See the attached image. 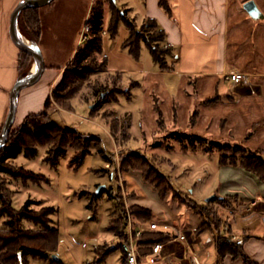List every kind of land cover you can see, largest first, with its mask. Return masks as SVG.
Returning <instances> with one entry per match:
<instances>
[{
    "label": "crops",
    "instance_id": "obj_1",
    "mask_svg": "<svg viewBox=\"0 0 264 264\" xmlns=\"http://www.w3.org/2000/svg\"><path fill=\"white\" fill-rule=\"evenodd\" d=\"M19 1L0 0V125L6 117L9 93L16 80L17 49L11 44L8 31L10 14ZM95 1L53 0L49 5L39 8L41 34L38 48L43 57L45 71L36 84L19 94L15 119L20 121L26 114L42 110L53 82L80 45L84 24ZM167 1L171 7L170 16L159 7L157 0H113V3L120 12L126 10L127 17L138 27L147 18L157 22L158 28L165 33L163 43L170 45L171 52L166 56V62L171 68L161 69L151 56L154 66L144 67L141 62L145 46L143 44L139 60L133 59L121 46L128 36V30L120 22L117 35L110 40H116L112 50L109 43L105 40L103 42V53L107 58L104 72L118 75L120 82L123 74H132L134 78L126 83L131 84V87L128 89L124 85V88L137 91L145 86L147 91L143 94H147L148 107L155 95L159 99L166 125H171L172 131L190 132L212 140L240 144L250 150L264 151V0ZM248 1L254 2L260 17L253 18L245 9L244 5ZM109 16V3L105 1L104 36H108L105 29ZM114 49L117 52L111 56L110 52ZM111 60L114 62L111 63ZM55 68L61 70L57 71ZM231 71L243 73L246 82L232 84L226 80L225 75ZM214 95H217L214 102H201ZM123 96L130 100L133 94L130 90L128 95ZM193 109L197 110L195 123L187 129L186 118ZM146 110L149 119L147 125L142 124L141 127L151 131L154 136L156 121H153V114H149L148 108ZM122 118L126 121L118 119L120 124L125 122L130 136L137 138L132 133L133 125L128 112ZM125 152L135 151L128 148ZM218 171L222 173L224 182L219 192L222 195H236L240 201L233 207L220 209L221 217H227L228 221L230 219L236 227H240L239 231L234 230L229 222L230 232L236 236L235 242L242 246L249 260L254 264H264V228L257 220L252 221L256 216L264 218V183L238 167L219 166ZM127 191H133L132 187ZM153 194L157 196L156 192ZM142 201V198H132L129 204L138 203L144 206L159 222L176 221L181 226L178 218L182 207L176 200H172L171 206L165 200H160V205L155 208ZM186 211H189L188 230L181 228L187 239L182 244L174 243L172 246L182 249L177 252L178 260L162 264H244L241 258L230 255L218 257L212 227L209 230L211 237L206 238L202 244L199 236L201 233L196 232L201 225V214ZM202 217L207 220L203 215ZM240 217L249 220L248 224L242 225ZM210 244L213 247L209 252L207 247ZM97 246L100 245L95 248ZM204 248L206 251H201ZM52 255L54 252L43 264H54ZM122 258L123 253L120 251L119 262ZM57 261L55 264H64L58 258Z\"/></svg>",
    "mask_w": 264,
    "mask_h": 264
},
{
    "label": "rangeland",
    "instance_id": "obj_2",
    "mask_svg": "<svg viewBox=\"0 0 264 264\" xmlns=\"http://www.w3.org/2000/svg\"><path fill=\"white\" fill-rule=\"evenodd\" d=\"M105 25H107L106 21ZM86 29L87 25L84 24L82 34ZM104 40L109 43L112 50L116 40L110 41L109 36H103V42ZM107 50L110 51L108 48ZM115 51L117 52L115 49L110 52V55H114ZM100 59V56H96L97 63L100 62ZM113 62L111 60V63ZM141 62L144 67L154 66L145 46ZM104 70V68L91 70L87 83L70 99V106L61 107L51 101L47 107L43 105L40 111H46L55 123L75 131L82 136V139L89 136L99 138L106 159L98 152V149L92 146L93 142H89L91 146L89 153L75 160L76 150L69 146L66 153L59 158L58 163L52 166L44 160L49 147L37 146L35 155L25 156L21 151L15 158L6 160L5 164H8L9 167H21L40 174L48 182H23L11 174L0 172V186L10 192L14 209H19L28 199L34 201L29 207L32 211H38L41 207L54 209L50 215L51 225L58 229V244L54 255L64 264H88V262L90 264L96 257L94 252L96 245L106 243L109 247H113L119 243L118 237L107 231V225L116 210V196H120L124 201L125 211L128 210L130 197L142 198L144 200L142 202L151 208L160 205L158 196L153 194L155 192L149 185L144 184L137 176L125 173L120 169L122 154L137 153L164 175L171 187L172 195L174 194L176 197L169 196L167 198L168 206H171L173 199L178 202L185 198L204 205L209 198L222 195L219 189L223 188L224 182H222V173L218 171V153L216 151L202 153L182 150L181 145L172 135L171 125H168L163 131L155 130L154 136L151 131H146L141 127L142 124L146 126L149 119L146 108H148L149 114H153L154 122L156 114L153 102H150L148 107L147 94H143L147 91L145 86L137 91L130 89L133 94L130 100L126 99L123 94L118 95V99L112 100L116 92L123 89L124 85L127 88L129 85L126 83H129L130 79L134 77L130 73H125L122 76V82H120L118 75L107 74ZM105 92H109V94ZM149 93L151 95V92ZM105 94L106 102L96 107ZM92 109L94 111L90 114ZM125 112H128L131 118L132 133L137 138L122 134V130L126 127L125 122L121 123L120 129L115 135L109 129V120L112 117L126 121L122 118ZM127 120L129 121V119ZM186 120L188 123L189 116ZM20 121L15 119L11 130L15 129ZM126 132L129 133L128 129ZM128 148H132L135 152H125ZM130 187L133 191L129 192L127 190ZM97 190H99V196L93 206L88 207L92 197L98 194ZM183 201L185 202V200ZM213 205H216V202H213ZM181 207L178 219L181 227L188 230L189 211L185 212L187 209L182 205ZM5 219V216H0V227ZM152 220L155 219L151 217L149 222ZM239 220L244 226L249 221L243 217H240ZM256 220L264 228L263 218L256 216L252 221ZM229 222L232 223L230 219ZM21 227L29 229L33 228V224L28 220H22ZM232 227L234 230H240V227H236L235 223H232ZM199 236L204 244L206 238L211 237V233L209 230H205ZM82 243H85V247L81 246ZM212 247L213 244L207 247L209 252ZM201 251H206V249H201ZM119 258L120 250L116 248L101 264H119ZM27 260H29V264H43V261L34 259L30 255Z\"/></svg>",
    "mask_w": 264,
    "mask_h": 264
},
{
    "label": "trees",
    "instance_id": "obj_3",
    "mask_svg": "<svg viewBox=\"0 0 264 264\" xmlns=\"http://www.w3.org/2000/svg\"><path fill=\"white\" fill-rule=\"evenodd\" d=\"M109 3V22L105 29L110 38H114L118 33L119 23L122 22L128 30L127 38L122 42V48L126 49L128 54L135 60H139L142 44L148 49L152 60L158 64L161 69H170L166 62V56L170 54V45L164 44L165 33L158 28L157 22L152 18H147L139 27L134 21L127 17V11L120 10L115 6L112 0H96L90 8L86 25L88 26L89 39L78 45L72 58L67 63L64 70L61 71L56 81L53 82L50 94L44 101V107H47L51 101L58 106H70L72 99L87 83L91 70L95 68L107 67V58L103 53V31H104V2ZM53 2V1H52ZM51 2V3H52ZM159 7L168 15H171V7L167 0H157ZM17 27L27 41L34 46H38L41 34V24L39 18V8H25L20 11L17 17ZM163 43V44H162ZM96 56H100V62H96ZM33 66V60L28 55L17 51L16 60V80L25 79ZM60 71L61 68H55ZM131 87V84L128 86ZM127 87V88H128ZM128 88V89H129ZM114 89V88H113ZM126 88L115 91L117 99L120 94H129ZM100 91V90H99ZM114 91V90H113ZM112 91V93H113ZM109 94V92H105ZM106 94L100 99L96 107L106 102ZM112 96V95H111ZM217 99V95L202 100V103H211ZM175 107V106H174ZM96 109V108H94ZM153 109L156 114V131L166 130V122L163 118L162 110L159 106V99L153 95ZM93 109L90 114L93 113ZM111 113V112H110ZM197 110L193 109L189 116L188 127L195 123ZM175 121V109L173 111ZM3 124V123H2ZM0 125V131L2 128ZM109 129L113 135L119 131L121 124L116 117L109 120ZM127 126L122 130V134L130 137ZM172 135L176 142L181 145L182 150L199 151L202 153H218L219 166L238 167L255 176L260 182L264 183V151L261 149L250 150L240 144H231L225 141L212 140L204 136L191 134L190 132L173 131ZM98 149L106 159L104 151L101 149V140L97 137H84L75 131L63 128L55 123L46 111H38L26 114L19 125L10 130L5 144L0 148V172L11 174V176L20 178L23 182L31 181L41 183L48 180L31 171L21 167H9L5 164L6 160L15 158L21 151L25 156L36 154L37 146H48L44 158L50 165L55 166L59 158L62 157L69 146L76 150L74 159L89 153L90 143ZM120 169L125 173L137 176L144 183L151 186L160 200H167L172 195L171 187L166 178L153 168L141 155L137 153L122 154ZM100 193L95 194L88 207H92ZM111 196V194H110ZM134 196V195H133ZM112 198V196H111ZM135 198V197H130ZM183 200H185V203ZM178 201L179 205L187 210L200 213L201 225L196 229L197 233L210 230L211 227L219 230L222 223L220 209L233 207L240 203L236 195H218L211 197L204 205L196 204L188 198ZM216 202V205H213ZM34 201L28 199L19 209L12 207V199L9 191L0 186V216H5L0 227V264H28L27 257L30 255L34 259L46 261L52 252L57 248L58 229L51 225L50 215L54 211L52 207H41L38 211H32L29 207ZM116 210L111 216L107 225V231L119 236L125 224V204L122 198L116 196ZM129 213L133 216L135 222H149L152 212L138 203H132L128 206ZM202 215L207 219L204 220ZM22 220H28L33 224V228L24 229L21 227ZM230 228V223L226 217L223 220ZM212 232V231H211ZM169 235L162 232H152L143 235L140 240L143 252H147L151 245L157 242H164ZM118 246L109 247L102 244L94 249L96 257L93 264H101L107 256ZM119 249V248H118ZM216 252L219 258L230 255L233 258H241L244 264H254L244 254L242 246L233 241L230 237L220 235L216 237ZM52 260V263H57ZM119 264H126L123 258Z\"/></svg>",
    "mask_w": 264,
    "mask_h": 264
},
{
    "label": "built area",
    "instance_id": "obj_4",
    "mask_svg": "<svg viewBox=\"0 0 264 264\" xmlns=\"http://www.w3.org/2000/svg\"><path fill=\"white\" fill-rule=\"evenodd\" d=\"M104 33V32H103ZM89 39L88 26L86 31L80 37V44ZM226 80L232 84L246 82V76L239 71H231L225 75ZM124 228L118 236L119 250L123 253L126 264H162L178 260L177 252L182 249H176L174 243L182 244L187 239L185 232L182 230L178 222H159L152 220L150 222H135L133 216L126 210ZM219 230L212 228V233L215 237L224 235L236 241V236L228 230V226L223 221ZM152 232H162L169 235V238L164 242H157L151 245L147 252H143L140 240L143 235ZM85 247V243L81 244Z\"/></svg>",
    "mask_w": 264,
    "mask_h": 264
},
{
    "label": "water",
    "instance_id": "obj_5",
    "mask_svg": "<svg viewBox=\"0 0 264 264\" xmlns=\"http://www.w3.org/2000/svg\"><path fill=\"white\" fill-rule=\"evenodd\" d=\"M52 1L53 0H20L10 14L8 31L10 42L17 49V51L22 52L31 57V59L33 60L32 69H35V71L34 73L29 72L28 76L25 79L14 83L10 90L8 111L0 131V148L5 144L6 138L13 126L19 94L36 84L42 76L43 72L45 71L43 57L38 46H34L32 43L30 46L26 44V39L22 37L18 30V14L21 10L25 8H41L49 5ZM244 7L253 18H257L258 16L260 17V13L257 10L253 1L246 2ZM98 192L99 190H97V193ZM210 199L211 198H209V200ZM51 259L57 260L56 256L54 255L51 256Z\"/></svg>",
    "mask_w": 264,
    "mask_h": 264
},
{
    "label": "bare ground",
    "instance_id": "obj_6",
    "mask_svg": "<svg viewBox=\"0 0 264 264\" xmlns=\"http://www.w3.org/2000/svg\"><path fill=\"white\" fill-rule=\"evenodd\" d=\"M25 42H26V44H28L29 46L31 45V43H30L29 41L25 40ZM34 71H35V69H32V70L30 71V73H34Z\"/></svg>",
    "mask_w": 264,
    "mask_h": 264
}]
</instances>
